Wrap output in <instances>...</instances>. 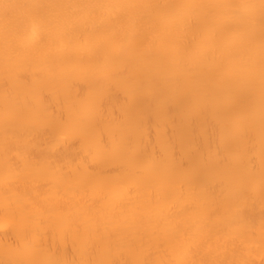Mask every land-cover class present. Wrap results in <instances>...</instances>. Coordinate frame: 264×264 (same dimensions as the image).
I'll use <instances>...</instances> for the list:
<instances>
[{
	"label": "bare ground",
	"instance_id": "6f19581e",
	"mask_svg": "<svg viewBox=\"0 0 264 264\" xmlns=\"http://www.w3.org/2000/svg\"><path fill=\"white\" fill-rule=\"evenodd\" d=\"M0 264H264V0H0Z\"/></svg>",
	"mask_w": 264,
	"mask_h": 264
}]
</instances>
